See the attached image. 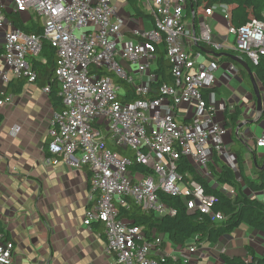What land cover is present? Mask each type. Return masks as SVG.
<instances>
[{"label": "built area", "instance_id": "obj_1", "mask_svg": "<svg viewBox=\"0 0 264 264\" xmlns=\"http://www.w3.org/2000/svg\"><path fill=\"white\" fill-rule=\"evenodd\" d=\"M137 1L152 17L151 29L142 28L112 0H11L13 12L21 18L34 14L41 20L42 36L16 28L7 17V3L0 2V29L5 32L0 82L8 85L12 74L35 83L38 74L30 59L41 55L44 41L51 44L57 54L54 77L63 110L53 113L48 150L52 157L90 172L92 206L84 224L104 225L107 253L117 264H160L157 258L166 256L161 249L164 237L147 241L142 228L119 218V208H128L132 201L159 218L175 216L160 197L165 194L189 198L190 212L222 221L224 217L212 211L214 199L196 181H184L178 163L185 157L204 178L211 176L208 168L215 153L232 169L236 159L224 144L228 130L216 121L202 93L217 84L218 66L201 62L202 54L186 45L189 41L219 49L212 30L204 21L196 36L187 28V0ZM224 8L230 23L231 9ZM211 12L206 10L208 16ZM229 31L236 49L258 64L264 57V21L230 25ZM158 48L171 66L173 83L155 88ZM231 70L236 71L234 66ZM120 82L129 84L139 99L122 103L125 90ZM43 91L49 93L50 87ZM12 102L8 95L0 107ZM184 106L192 108L188 123L177 118ZM19 130L16 126L12 132ZM256 147L264 148V135ZM135 165L151 174L135 170ZM180 249L183 255L197 252L196 245ZM14 252V243L0 228V264H14Z\"/></svg>", "mask_w": 264, "mask_h": 264}, {"label": "crops", "instance_id": "obj_2", "mask_svg": "<svg viewBox=\"0 0 264 264\" xmlns=\"http://www.w3.org/2000/svg\"><path fill=\"white\" fill-rule=\"evenodd\" d=\"M4 1L8 4V0H0ZM261 8L259 0H254L252 6L243 10L242 20H249ZM206 10L200 8L196 16L191 9L188 16L186 9L185 23L197 35L200 23L206 22L219 49L203 44L191 45L189 41L186 45L192 52L200 50L201 62L218 66L215 72L217 84L207 89L211 91L208 102L216 121L225 126L236 109L241 110L239 124H247L240 130L237 127L238 135L237 131L232 135L231 129H227L224 144L230 152L234 145L243 147L246 171L255 178L253 165L264 158V148L256 147L257 139L264 135V115L258 122L248 123L258 117L257 99L252 84L248 86L240 71L242 67L230 56L242 58L246 63L249 59L236 49V39L229 31L230 23L225 18L224 6L212 8L210 16ZM10 13H13L12 6L6 11L7 15ZM21 19L23 22L30 20L29 16ZM135 19L142 28L151 29V16ZM4 34L0 29L1 48ZM210 53L223 56L216 57ZM232 66L236 71L231 70ZM9 78L15 83L18 80L12 74ZM257 84L264 100V92ZM6 92L12 96L13 102L0 107V228L15 245L14 264H117L115 257L107 253L102 228L93 229L84 224V215L92 206L89 170L86 167L75 168L63 158H54L49 153L48 131L56 112L49 93L29 82L21 92H8V85L0 82V94ZM191 116L192 108L184 106L178 111L177 118L188 123ZM16 126L20 130L14 134L12 131ZM204 179L217 186L211 176ZM243 189L248 197L264 202V192H253L244 185ZM183 250L168 243L164 253L174 261L181 258L201 264H221L222 255L246 259L252 254L264 257V233L242 225L231 235L222 237L217 244L198 246L194 255L184 256Z\"/></svg>", "mask_w": 264, "mask_h": 264}, {"label": "trees", "instance_id": "obj_3", "mask_svg": "<svg viewBox=\"0 0 264 264\" xmlns=\"http://www.w3.org/2000/svg\"><path fill=\"white\" fill-rule=\"evenodd\" d=\"M133 8L132 16L134 18L150 17L148 13L140 6L137 0H128ZM188 16L191 15L190 4H193L192 11L197 16L200 8L212 9L217 6H228L230 12V25L234 27L242 26L253 20L264 21V0H259L262 8L247 20H242V12L244 9L252 6L254 0H187ZM206 13V11H205ZM16 28L21 29L27 34L43 35V25L41 20L34 14L27 22H23L20 15L17 13H10L7 15ZM197 20V18L195 17ZM197 51H200L197 49ZM3 47H0V57L3 54ZM57 61V54L55 49L47 41H44L43 50L38 58L30 59L33 69L37 72L38 77L35 83L42 89L50 87V99L56 112L63 110L62 99L59 95V87L54 77V70ZM251 71L253 72L257 82L260 84L264 92V57H261L258 64H253L247 60ZM248 86L251 87L248 73L244 69H240ZM155 73L158 80L153 87L157 88L162 84L172 85V69L165 58V53L161 48H158L157 60L155 65ZM27 80L19 78L17 82L8 83V92H21L23 87L27 84ZM125 93L120 97L122 103H130L138 100L139 97L135 94L133 88L124 82H120ZM203 98L209 104V95L211 91H203ZM8 96V93H1L0 100ZM241 110L239 108L228 118L225 128L231 129L232 135H235L237 127L241 118ZM264 115V111H263ZM237 143V141H235ZM49 147V146H48ZM231 152L236 159V169L228 166L222 158L216 153L214 154L211 163L209 164V173L216 182L217 186L208 183L202 176H200L185 157H181L178 163V173L184 181H196L205 191V194L214 199L212 211L214 214H221L224 218L222 221L212 220L211 217L201 214L200 212H190L187 208L186 201L189 198L173 197L165 194H160V197L167 206L176 211L175 216H166L159 218L152 212H143L140 207L135 205L132 201L128 208H119V218L132 226H137L143 229L147 241H153L154 236H163L164 241L161 249L164 251L167 244L170 243L175 248H182L188 245L202 244H217L218 241L226 236L231 235L242 225H248L253 229L264 233V202L258 199L248 197L244 193L243 185L256 193L264 192V169H261L264 158L257 160L253 165V178L246 171V157L244 149L240 144L231 147ZM135 170L146 173L151 172L141 165H135ZM241 180V182H240ZM227 191H234L233 196H228ZM93 229L102 228L104 232V225L102 223H93ZM105 236V235H104ZM160 264H201L191 263L179 258L173 260L169 256L157 258ZM221 264H264V257H257L251 255L249 259L242 256L229 257L222 255Z\"/></svg>", "mask_w": 264, "mask_h": 264}, {"label": "water", "instance_id": "obj_4", "mask_svg": "<svg viewBox=\"0 0 264 264\" xmlns=\"http://www.w3.org/2000/svg\"><path fill=\"white\" fill-rule=\"evenodd\" d=\"M190 8L193 9V4L192 3L190 4ZM193 21L195 23L196 19H193ZM194 32H195L194 33V36H196V31H194ZM206 52H208V51H206ZM210 54H212V55H214L216 57L223 56L222 54H217V53H210ZM230 57L232 58L233 61H235L236 63H238L248 73V75L250 77L251 84L253 86L254 93H255V96H256V99H257V115H258V117L254 121H251V122H248V123H250V124L256 123V122H258L261 119V116H263L262 113L264 111V100L262 98L260 89L258 87V84L256 82V79H255V77H254V75H253V73H252V71H251L250 66L248 65V63H246L245 61H243L242 58H239V57H236V56H230ZM245 124H247V123L246 122L240 123L239 126H238V130H240ZM236 134L238 135V131H237ZM261 169H264V163H263Z\"/></svg>", "mask_w": 264, "mask_h": 264}, {"label": "rangeland", "instance_id": "obj_5", "mask_svg": "<svg viewBox=\"0 0 264 264\" xmlns=\"http://www.w3.org/2000/svg\"><path fill=\"white\" fill-rule=\"evenodd\" d=\"M113 4L115 6L118 7L119 10L124 9V12L126 14L132 13L133 12V8L132 6L129 4L128 0H112ZM5 1L3 2V5H5ZM11 6V0H8V4H6V8H9ZM140 6L142 7V5L140 4ZM143 8V7H142ZM144 9V8H143Z\"/></svg>", "mask_w": 264, "mask_h": 264}]
</instances>
